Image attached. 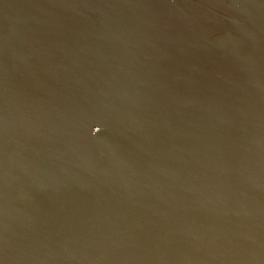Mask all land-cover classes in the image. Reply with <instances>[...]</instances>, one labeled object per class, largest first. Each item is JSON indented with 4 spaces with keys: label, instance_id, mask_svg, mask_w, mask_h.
<instances>
[{
    "label": "water",
    "instance_id": "water-1",
    "mask_svg": "<svg viewBox=\"0 0 264 264\" xmlns=\"http://www.w3.org/2000/svg\"><path fill=\"white\" fill-rule=\"evenodd\" d=\"M0 264H264V0H0Z\"/></svg>",
    "mask_w": 264,
    "mask_h": 264
}]
</instances>
